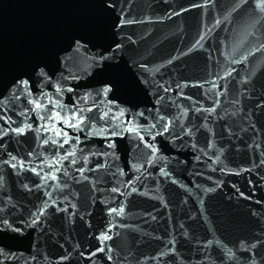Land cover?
<instances>
[{"label": "water", "instance_id": "1", "mask_svg": "<svg viewBox=\"0 0 264 264\" xmlns=\"http://www.w3.org/2000/svg\"><path fill=\"white\" fill-rule=\"evenodd\" d=\"M0 264H264V0H0Z\"/></svg>", "mask_w": 264, "mask_h": 264}]
</instances>
